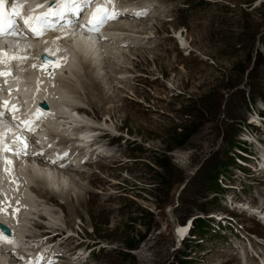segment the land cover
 <instances>
[{
	"label": "rangeland",
	"instance_id": "374dc122",
	"mask_svg": "<svg viewBox=\"0 0 264 264\" xmlns=\"http://www.w3.org/2000/svg\"><path fill=\"white\" fill-rule=\"evenodd\" d=\"M116 1H148L146 14L125 21L134 26L142 19L139 29L164 37L156 42L134 32L135 25L118 33L134 40L106 44L92 63L108 98L97 102L101 108L89 102V69L78 58L76 73L64 72L62 82L70 80L64 94L84 107L74 113L97 128L92 133L102 134L95 145L101 152L85 158L79 171L63 169L75 176V183L68 175L63 180L70 194L52 192L49 200L42 185L25 192V222L39 220L26 232L62 234L51 245L60 254L51 258L55 264H258L264 260V0ZM81 152L75 148V156ZM64 201L78 207L70 218ZM187 220L189 233L177 242L175 225ZM63 231L70 239L61 238L68 236ZM131 241L138 242L129 249ZM72 246L89 253L70 256Z\"/></svg>",
	"mask_w": 264,
	"mask_h": 264
},
{
	"label": "bare ground",
	"instance_id": "6f19581e",
	"mask_svg": "<svg viewBox=\"0 0 264 264\" xmlns=\"http://www.w3.org/2000/svg\"><path fill=\"white\" fill-rule=\"evenodd\" d=\"M144 1V0H143ZM31 2H32V0H31ZM36 2V1H35ZM133 2V1H132ZM140 2V1H139ZM147 3H148V1H147ZM147 3L145 4V2H140V5L141 6H137V7H133V6H131V7H128L127 6V8H129V9H131V10H141V9H144V10H142L140 13H144L146 10H149L151 7L150 6H148L147 5ZM33 4V3H32ZM147 8V9H146ZM33 9H35V10H38L39 9V7H38V5L37 4H35L34 3V5H33ZM131 10H129L128 11V13H124L122 16H120L116 21H114L113 22V25H112V27H110L109 29H107V32L105 33V34H111V35H113V36H115V39H113V40H110V39H108V38H105V39H103V40H99V43L95 46L94 45V40L91 38V37H89L88 36V33L87 32H84V33H81V32H74L73 30H67V31H65V32H61L60 31V28H57V30L56 29H54V30H49V31H47L44 35H43V41H40L39 43H37L38 45H41V44H43V46L41 45V48L42 47H45V50H46V52L48 53V52H54L55 51V48L56 49H59V51L61 52V50H62V54H67V53H69V52H72V54H73V56L75 57V60H76V58H78V61L80 62V65H82L81 63H83L85 66H86V69L88 68L89 69V71H88V73L87 74H89V76H88V78L90 79V81H89V83H87V85H86V87H87V89L89 90V93L87 94V96H88V98L90 99L89 100V102L91 103V105H94V106H97V108L99 107V108H101L100 106H99V104L97 103L98 101H103V100H105V99H108L107 98V96H105L104 95V92H103V86L104 85H102V82H100V81H98L97 79H99V78H97L96 76H97V74H96V76L95 75H92V74H94V69H95V66H96V62H95V60L94 59H96V58H98V57H100L101 56V53L104 51L105 52V50H107V46H106V44H108V43H110L111 45L114 43V42H116L117 40H124V38L125 39H127L126 38V36L123 38V39H118L119 37H118V33H121L122 34V32H120V30H128V28L130 27H132L133 28V30H134V26L136 25H142L143 24V20L142 19H140V20H138V21H135V23L136 24H134V26L132 25L133 23H132V20H128V21H125V19L127 18H133L134 16L133 15H130V13H131ZM18 14V16L17 17H15V19L16 20H18V19H22V14H20V13H17ZM141 16V15H140ZM129 18V19H130ZM142 18V17H141ZM126 19V20H127ZM149 20V19H148ZM146 24V23H145ZM19 25L20 26H22L23 25V23L22 22H20L19 23ZM132 25V26H131ZM147 25V24H146ZM128 27V28H127ZM138 27V29H136V31L134 30V32H140V33H149L148 34V36L147 37H152V38H158L157 39V41L156 42H160V39H162V37H164V36H162L161 38H160V34H157V33H155V31H147V30H145V28L147 29V27L146 26H143L142 28H144V30L143 29H139V26H137ZM132 30V29H131ZM16 33H21V31H17ZM152 33H154V35H151ZM176 33V32H175ZM125 34V33H124ZM123 34V35H124ZM129 35V34H128ZM141 36H142V34H140ZM147 35V34H146ZM150 35V36H149ZM107 36V35H106ZM119 36H121V35H119ZM127 37H129V36H127ZM146 37V36H145ZM9 38H18V40L20 39V38H24V36L22 35V34H15V36H11V37H8V39L6 38V40H9ZM113 38V37H112ZM5 38H0V41H5L4 40ZM135 38H133V39H131V38H129V39H127V40H134ZM24 42H20V43H17L16 44V47H18V48H23V47H25V45H26V41L27 40H23ZM143 41V40H142ZM120 42V41H119ZM140 42V41H139ZM155 42V43H156ZM6 43V42H5ZM45 44V45H44ZM117 44V43H116ZM146 44V43H145ZM38 45H36V47L37 48H39L40 46H38ZM156 45V44H155ZM35 45H31V48H29V49H26L25 50V52H27L28 53V55H29V57L27 58V59H25V61L24 62H27V61H29L30 59H31V57H32V55L34 54V52L36 51V47H34ZM103 48H104V50H103ZM108 48H110V47H108ZM23 50L24 49H22V50H20V52L21 53H23ZM171 50V49H170ZM59 52V53H60ZM60 53V54H61ZM68 61H69V57H67V59H66V61H65V63H68ZM70 63V62H69ZM68 63V64H69ZM95 64V66H93V64ZM17 65H21L23 68H26V65L25 64H20V63H18ZM169 66L171 65V64H168ZM168 66V67H169ZM98 68V67H97ZM57 69H51V71L49 70L46 74H44V75H42V77L43 78H49L53 73H54V71H56ZM76 67H75V65H74V63L69 67V72L70 73H72V75H74L75 73H76ZM96 70V69H95ZM97 71V70H96ZM95 71V72H96ZM6 75H7V73H6ZM6 75H4V76H6ZM24 75H26V73L24 74ZM68 75V74H67ZM27 76V75H26ZM29 76V75H28ZM66 77V76H65ZM10 79L11 78H7V84H9V82H10ZM40 79V80H39ZM39 79H36L35 80V83L37 84V85H34V86H32L31 88H30V92H31V94L32 93H34V96H46L47 94H50L51 95V97H49V99H50V101L53 99V103H54V108H56L58 111H61V112H63V113H61V116H59L60 117V120H66V119H68V117H69V114H71V112H68V114L66 115V111H63L62 109H69V108H73V109H78V110H80L81 109V111H83L84 112V107L82 108L80 105H78L77 103L75 104V101L74 100H72V99H70L69 98V96H66L65 94H64V91L65 90H59V91H56L55 89H54V87H52V86H56V84L58 83V81H59V79L55 82V84H52L51 82H48L47 84L46 83H42L41 81H45L46 79H41L40 77H39ZM66 79H68V78H66ZM0 80H2V78H0ZM63 80H65V79H63V78H61L60 77V81L62 82ZM70 81V80H69ZM69 81H66L67 83H63V85H64V87H65V85L66 84H70V82ZM28 82V84H29V81H27ZM74 85V84H73ZM0 87L2 88V85H0ZM74 87V86H73ZM57 88H58V85H57ZM69 87H67V89H68ZM65 89V88H64ZM97 90L98 91V93H99V99H97L96 101L94 100V99H92L91 97H92V95H91V93H93L92 91L93 90ZM87 90V91H88ZM35 91V92H34ZM68 91V90H67ZM70 91V90H69ZM72 91L73 92H75V88H72ZM72 92V93H73ZM4 94L5 93V91H0V94ZM71 93V92H70ZM77 94V93H76ZM91 96V97H90ZM60 99V101H62L60 104L58 103V100ZM62 106H64V107H62ZM58 107H60L61 109H58ZM76 111L77 113H80L79 111ZM82 116V115H81ZM82 119H84L83 117H82ZM86 119V118H85ZM77 121V119H75V122ZM81 121V120H80ZM84 121H86V120H84ZM88 121V120H87ZM68 125H70V121H65ZM39 123V121H35L34 122V125H37ZM49 123H51V122H49ZM87 123V125H88V122H86ZM50 125L49 124H47L46 125V129L49 127ZM70 127V126H69ZM97 130V128H89L88 129V131H82L80 134H82V135H85V136H87V135H89L88 133H92V132H94L95 133V131ZM79 133V132H78ZM93 134V133H92ZM101 135L102 134H97V138H96V141L94 142V145H96V144H98L99 142H100V137H101ZM78 141H83L81 138H80V136L78 135V137L76 138ZM65 141H67V140H65ZM60 145V144H59ZM63 145H65V144H63ZM86 147V146H85ZM96 149V148H95ZM90 158V157H89ZM31 160H35V162H36V164H33L32 162H31ZM56 160H53V162H49V161H47L46 159H45V157L42 155V154H34L32 157H31V159L29 160H26L25 162H24V164H26V172H27V175L28 176H30V178H32V179H28V181H35V183L37 184V187L38 186H40V185H42L41 187V190H42V194H43V191H44V195L45 194H50L49 195V200H50V196L52 195V192H53V195L52 196H55V195H57V193H58V195L61 197V196H64L65 194H70L71 192V189H69V188H67V189H65L66 188V186L67 185H65L64 183H63V180H64V178L65 177H67V175H68V177H69V179H71V181H73L74 182V175L72 174V173H70V172H64L63 171V169H65V168H67L68 167V165H69V162H68V160L67 159H61V162L60 163H58V165H57V167H52L51 165L52 164H54V162H55ZM264 165V164H263ZM75 169L77 170V171H79V170H81V168H82V166H79V163H76L75 164ZM264 167V166H263ZM262 167V168H263ZM18 168H20V167H18ZM67 170V169H66ZM259 170V169H258ZM56 172V173H55ZM59 172H61V175L59 176L58 175V173ZM62 172H64V173H62ZM259 173H261L262 172V170H259L258 171ZM53 173H54V175H53ZM257 174V173H256ZM7 179H9L8 177H12V178H14V179H16L17 181L19 180V179H17V177L15 176V175H6L5 176ZM65 182V181H64ZM34 183V182H33ZM67 183V182H66ZM75 183V182H74ZM57 184V186H55ZM14 185V184H13ZM19 185H24V183H19ZM36 186H30V191H32V189H34V188H37ZM34 190H36V189H34ZM41 193V192H40ZM56 193V194H55ZM73 193V192H72ZM28 194V193H27ZM26 193L24 194V190L23 189H19L18 191H17V193H16V195H17V197L15 198V202H16V204L14 205V207L12 208V209H10V211H13L15 214H13V215H15V219H16V221L17 222H20L21 220H22V217L25 219V215L28 217V219L30 218V216L29 215H27V213H26V211H25V209L26 208H28V207H25L24 206V203H25V200L28 202L30 199V197L27 195ZM78 194V193H77ZM260 194V193H259ZM263 194V193H262ZM23 195H24V197H23ZM261 195V194H260ZM18 196L20 197V198H18ZM73 197L72 198H76L77 199V203H78V205L80 206V205H82V200H81V196L80 195H76L75 196V194L74 195H72ZM251 197V199H253V197L255 198L256 197V194H252V195H250ZM36 197V196H35ZM233 197H235V195H233ZM260 197V196H259ZM21 198H23L24 200L23 201H21ZM54 199H55V197H53ZM36 203L37 202H33V206H35L34 208H35V211L34 212H36L37 213V215H38V217L41 219H46V216L44 215V214H42L39 210H38V208L36 207ZM71 203V202H70ZM69 202H65L64 201V203L62 204V209L63 210H65V213H66V215L68 216V218H70V216H72V213L74 214L75 212H77V210H78V207L77 208H74V207H70L69 205ZM27 205V204H26ZM71 205V204H70ZM89 205V204H88ZM85 206V205H84ZM86 207V206H85ZM8 210V208L7 209H3L2 211L3 212H5V214H7V216H8V212L6 213V211ZM38 210V211H37ZM36 217V216H35ZM37 217V218H38ZM38 218V219H39ZM33 219V218H32ZM30 220V219H29ZM14 221V220H13ZM24 221H26V220H24ZM37 221H39V220H35V222H33V224L30 226L31 228H36V226L38 225L37 224ZM68 221V220H67ZM26 223V222H25ZM30 224V223H29ZM70 224H71V221H70ZM183 224H178V225H176V228H177V232H179L178 231V228H180L181 226H182ZM55 226V225H54ZM56 228V227H55ZM59 229V228H58ZM61 229V228H60ZM64 230V229H63ZM40 231V230H39ZM176 231H174V233L176 234V236H177V232ZM42 232V231H41ZM53 232V231H52ZM59 232V231H58ZM63 232H65V231H63ZM21 233V232H20ZM55 233L56 234H54V235H51L52 236V240H54V243H56L57 241V239H58V237L59 236H56V235H58L59 233H57L56 231H55ZM62 233V232H61ZM180 233V232H179ZM188 233H189V230H188ZM22 234V233H21ZM50 234H52V233H50ZM183 234V233H182ZM24 235V234H23ZM60 235V234H59ZM39 236H42V235H38L37 233H31V232H25V237L26 238H28V239H37ZM187 236V235H186ZM185 236V237H186ZM70 237V235H68V236H62L61 238H69ZM19 237L18 236H15L12 240V243H8V242H5L4 243V249H1L0 248V264H23V261H31V262H37V264H43V262L44 261H37L38 260V257H40V252L43 250V249H45V248H43V249H41V247L43 246V245H38V246H36L34 243H33V240L32 241H30V240H28V241H24V240H22V239H19V240H15V239H18ZM53 238H55V239H53ZM70 239V238H69ZM64 242V241H63ZM53 243V244H54ZM65 243V242H64ZM69 243V242H68ZM40 244H42V243H40ZM20 245H21V248H20ZM256 245V244H255ZM72 247H74V249H75V246H72ZM47 248V247H46ZM53 248V247H52ZM7 249V250H6ZM56 249V248H55ZM73 249V250H74ZM58 249H56L55 250V252L56 253H59L58 251H57ZM10 251H13V253H11ZM226 251V250H225ZM263 251V253H264V250H262ZM263 253H262V255H263ZM84 254H85V252H84ZM57 255V254H56ZM43 259L42 260H44V257L43 256H41ZM55 257V256H54ZM75 257V256H74ZM79 258V257H78ZM80 258H83V256H80ZM57 259V258H56ZM70 261V260H69ZM229 260H226L225 262H228ZM79 262V261H78ZM223 262V261H222ZM64 263H65V261H64ZM72 263V262H71ZM48 264H55V262H51V259L49 260V262H48ZM58 264H61V262H58Z\"/></svg>",
	"mask_w": 264,
	"mask_h": 264
},
{
	"label": "snow or ice",
	"instance_id": "6c2138e0",
	"mask_svg": "<svg viewBox=\"0 0 264 264\" xmlns=\"http://www.w3.org/2000/svg\"><path fill=\"white\" fill-rule=\"evenodd\" d=\"M3 0H0V3H2ZM96 0H55V11H52L50 9L49 13H45L42 14L41 17H36L35 19H37V21H43L45 24H48L49 27H54V25H52L49 22V17L50 16H58L60 18H63V16L65 15V13L71 11L73 12L75 15L79 16V14L88 6H90L92 3H95ZM115 0H102V5L101 7H98L96 9V12L93 13V17L95 18V23H102V22H106L105 17L107 19H115L118 15V13L113 9L111 11H109L106 7V5L108 4H114ZM42 6L41 5H38ZM101 13V15L99 17L96 16V13ZM146 13H136V15H144ZM33 17H28L24 20V23L26 26L31 27V21H32ZM93 21L90 20L89 24H92ZM43 30H47V29H43ZM34 35H41L42 31H37L35 28L32 29ZM5 34L2 23H0V37H2ZM10 51V50H9ZM57 51H59V49H57ZM4 57H5V51L3 49H0V64L4 63ZM35 67V66H34ZM6 75V73H4L3 71H0V76H4ZM2 104H7L6 101L0 102ZM15 106H13L14 108ZM3 115V112H0V116ZM25 126H28L30 124L29 121H25L24 122ZM29 130H31V128L29 127ZM2 140H3V134L0 133V152H3L5 150H9L6 149L3 144H2ZM24 148H27V142L26 140L24 141ZM16 155H19L20 153L17 152L15 153ZM7 163H11V161H7ZM3 209L0 208V211H2ZM7 238L3 235H0V247L3 246V244L5 243V240ZM8 243H12V241L10 239L7 240ZM39 259H43L42 257Z\"/></svg>",
	"mask_w": 264,
	"mask_h": 264
},
{
	"label": "trees",
	"instance_id": "16d2710c",
	"mask_svg": "<svg viewBox=\"0 0 264 264\" xmlns=\"http://www.w3.org/2000/svg\"><path fill=\"white\" fill-rule=\"evenodd\" d=\"M200 226L202 227V226H204V224L200 223ZM137 242L138 241H131V242H125V243H126L127 248L132 249V248L136 247Z\"/></svg>",
	"mask_w": 264,
	"mask_h": 264
},
{
	"label": "water",
	"instance_id": "95a60500",
	"mask_svg": "<svg viewBox=\"0 0 264 264\" xmlns=\"http://www.w3.org/2000/svg\"><path fill=\"white\" fill-rule=\"evenodd\" d=\"M6 231H7V229H6Z\"/></svg>",
	"mask_w": 264,
	"mask_h": 264
}]
</instances>
